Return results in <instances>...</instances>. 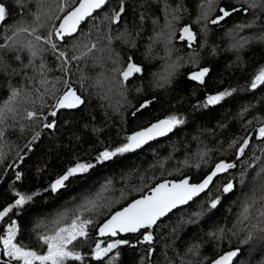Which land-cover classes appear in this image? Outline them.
Here are the masks:
<instances>
[{
    "label": "trees",
    "instance_id": "16d2710c",
    "mask_svg": "<svg viewBox=\"0 0 264 264\" xmlns=\"http://www.w3.org/2000/svg\"><path fill=\"white\" fill-rule=\"evenodd\" d=\"M77 1L0 0L6 7L0 22V108L5 103L11 108L0 123V211L15 203L17 192L36 194L0 220V236L6 237L15 223L14 242L42 254L46 246L39 236L82 213L93 223L87 240L78 239L72 247L84 259L68 264H109L117 251L113 264H205L230 248L240 251L233 264H264V137L258 131L264 126V85L251 88L264 68V0H214L211 6L208 0H123L118 21L112 17L121 0H109L60 39L58 22ZM220 8L231 15L211 23L222 15ZM184 24L195 32L191 46L178 40ZM49 33L55 49L46 42ZM130 57L142 71L124 81L121 72ZM201 68L209 69L204 83L190 79ZM69 87L84 103L55 109ZM13 89L20 94L10 100ZM223 91L231 95L206 105L209 95ZM30 111L37 115L28 118ZM169 116L183 123L167 136L96 162L101 151L115 149L136 129ZM51 121L56 127L45 128ZM244 140L248 144L240 153ZM218 160H235L234 167L150 229L98 236L97 227L109 214L157 181L199 180ZM78 161L95 167L70 177L53 193L50 184ZM228 183L233 188L224 192ZM214 199L219 203L213 209ZM89 200L98 207L83 211ZM61 216L66 219L55 224ZM146 232L152 233L151 243L143 241ZM115 240L135 247L123 245L100 261L93 258L96 243L106 247ZM9 259L0 243V264Z\"/></svg>",
    "mask_w": 264,
    "mask_h": 264
},
{
    "label": "snow or ice",
    "instance_id": "6c2138e0",
    "mask_svg": "<svg viewBox=\"0 0 264 264\" xmlns=\"http://www.w3.org/2000/svg\"><path fill=\"white\" fill-rule=\"evenodd\" d=\"M107 0H79V4L72 11L68 12L67 15L63 17L62 23L59 28L55 29V35L63 39L65 35H71L77 30L78 25L86 17L91 16L94 11L102 8L106 4ZM214 2V0H208L209 5ZM251 7L255 8L257 5L253 3ZM63 11V7L60 9ZM179 7L176 11H179ZM232 11H239V9H232ZM247 11V9H245ZM124 12L123 0H121V6L119 11L114 13L112 19L118 21L121 14ZM220 15L217 19L212 20L211 23L216 24L219 20H223L225 17L231 15V12L220 8ZM6 18V7L4 4L0 3V22ZM203 18H207V13L203 14ZM26 30V29H25ZM34 31V30H33ZM52 33H49L47 43L51 44L52 48L55 49L56 45L51 40ZM37 40L41 37L37 36ZM181 40H187L189 46L191 42L196 39L195 34L190 27L185 26L181 30ZM95 48V45H92ZM91 51V49H89ZM36 52H33V56ZM60 57H64L65 53L60 52ZM76 58V57H74ZM19 59V57H17ZM129 63L127 68L121 72L124 81H127L131 75L134 73H139L142 69L135 63L131 62V57L129 58ZM209 73L208 68H201L190 74V79L194 81H199L204 83V77ZM167 82V81H166ZM43 83V82H42ZM260 85H264V68H261L258 74L255 75L251 82V88L255 89ZM162 86V85H161ZM67 87V84H66ZM19 90L13 89L11 92L10 100L15 99L19 96ZM231 95L228 91L220 92L216 95H209L206 99V105H214L222 101L226 96ZM84 100L79 96L75 90L70 87L65 91L60 97L56 99L55 109H75L82 105ZM150 103V102H147ZM147 103L141 105V107H146ZM5 110L11 111L8 103H5L3 108H0V123H3ZM37 114L35 112H28V118H34ZM50 116L55 117L57 111H52ZM183 120L177 118L176 116H169L167 119L160 120L157 123L152 124L139 132H136L127 137V142L116 147L113 150L105 149L101 151L95 160L97 163H103L109 161L116 157L117 155H122L134 151L140 148L142 145L147 143L149 140L154 139L157 136L165 135L166 133L172 131L174 127L182 124ZM45 128L53 129L56 127L55 121L48 122L44 124ZM260 137H264V127L259 128ZM3 136V131L0 130V137ZM39 138V133L36 134L34 139ZM248 141H244V146L240 147L239 152L243 153L244 148L247 146ZM95 167L92 163L87 162H76L74 166L69 167L62 175L55 179L54 182L50 184V190L55 193L66 186V181L70 177H74L78 174L86 173L89 169ZM234 167L232 164H225L223 162L216 165L215 170L208 175L199 184H190L188 179H184L179 183L164 182L160 183L151 189L150 195L142 196L140 199H136L131 202L128 206L124 207L122 210L115 212L110 219L106 220L102 226L99 228V234L101 236L111 235L115 237L118 233H136L141 229H150L157 221L165 216L167 213L171 212L177 205L187 204L194 196L203 192L208 185L212 182L213 177L217 173L226 171L228 168ZM16 179H21L20 173L16 174ZM233 188L232 183H228L224 188V192H229ZM47 191V189H46ZM18 199L15 203L9 207L4 208L0 211V220H2L13 208H18L25 205L27 202L33 199V195H22L19 192L16 193ZM219 203L218 199H214L210 203V208H216ZM98 205L95 200H89L83 206V211H92L97 208ZM245 212L248 211L246 206ZM264 215V212L261 213ZM66 219V216H61L57 218L54 223L62 224V221ZM93 221L91 219L83 218L82 213L76 214L72 217L71 222L67 224H62V226L55 228V231L49 235H40L39 239L46 246V251L44 253H38L35 250L27 249L21 246L19 243L14 242L16 238V227L13 223L7 230V236H0V243L3 244V255L9 257L8 264L11 261H16L17 264H68L69 261H82L84 257L80 252L75 251L72 247L74 242L78 239L87 240L89 236L88 226L91 225ZM261 231H264L262 229ZM251 239V237H249ZM153 236L151 232H146L143 234V241L151 243ZM128 245L129 247H135L128 240H115L112 243H108L106 247H101L100 243L95 244V248L92 252V256L95 260L100 261L104 257L112 253L114 249H118L120 246ZM239 253V249L230 251L218 259L212 261V264H232L233 258ZM120 253L117 251L115 255L112 256L109 264L119 257Z\"/></svg>",
    "mask_w": 264,
    "mask_h": 264
},
{
    "label": "water",
    "instance_id": "95a60500",
    "mask_svg": "<svg viewBox=\"0 0 264 264\" xmlns=\"http://www.w3.org/2000/svg\"><path fill=\"white\" fill-rule=\"evenodd\" d=\"M107 1H109V0H107ZM78 4H79V0L77 1V3L72 7V8H70L61 18H60V20H59V22H58V25H57V28H59V25L62 23V20H63V17L65 16V15H67V13L68 12H70V11H72L75 7H77L78 6ZM105 6V5H104ZM104 6H102V8L104 7ZM239 8V6L238 7H236V9H238ZM101 9V8H100ZM98 10V9H97ZM87 19V17L83 20V21H85ZM83 21H81V22H83ZM263 23H264V15H263ZM80 25V24H79ZM79 25H78V27H77V30H78V28H79ZM185 26H187V27H190L191 28V26L190 25H188V24H184V25H182L181 26V28L179 29V37H178V40L180 39V36H181V30L185 27ZM76 30V31H77ZM191 30L193 31V33L195 34V32H194V30L191 28ZM75 31V32H76ZM141 105H143V104H141ZM141 105L139 106V108L141 107ZM164 119H167V118H158V119H155V120H153V121H151V122H149L148 124H146V125H144V126H142V127H140V128H138V129H136L135 131H134V133H136V132H139V131H141V130H143V129H145V128H147V127H150L152 124H154V123H157L158 121H160V120H164ZM264 127V126H263ZM173 130V129H172ZM171 132V131H170ZM170 132H168V133H166L165 135H162V136H157V137H155L154 139H152V140H149L147 143H145L144 145H146V144H148V143H150V142H152V141H154V140H156V139H159V138H162V137H165V136H167ZM133 133V134H134ZM245 141V140H244ZM244 141H243V144H242V146H244ZM144 145H142V146H144ZM141 146V147H142ZM221 162H223V163H225V164H232V165H234V163H235V160H230V161H225V160H218V161H216L215 163H214V165L212 166V168L203 176V177H201L199 180H196V181H192L191 179H190V177L189 176H183V177H181V178H177V179H170V178H164V179H161V180H159V181H157L151 188H150V190L149 191H147L146 193H144V194H142V195H139V196H136L135 198H133V199H131L130 201H128L126 204H124L123 206H121L120 208H118V209H116V210H114L111 214H109L99 225H98V227H97V234H98V236L99 237H108V236H110V237H113V236H111V235H104V236H101L100 234H99V228L102 226V224L106 221V220H108V219H110L111 218V216L115 213V212H117V211H120V210H122L124 207H126V206H128L131 202H133L134 200H136V199H140L142 196H145V195H150L151 194V189L152 188H154L155 186H157L158 184H160V183H164V182H169V184H171V183H179L180 181H182V180H184V179H188L189 180V183L190 184H199V183H201L208 175H210L214 170H215V167H216V165L217 164H219V163H221ZM229 169V168H228ZM225 171H223V172H220V173H217V175L215 176V177H217L218 175H220V174H223ZM215 177H213V180L215 179ZM213 180H212V182H213ZM212 182L208 185V187L203 191V192H205L210 186H211V184H212ZM203 192H200L198 195H196V196H194L190 201H188V203L189 202H191L193 199H195L197 196H199L200 194H202ZM187 203V204H188ZM183 205H186V204H182V205H177V207H179V206H183ZM176 207V208H177ZM175 209V208H174ZM173 209V210H174ZM168 214V213H167ZM166 214V215H167ZM165 215V216H166ZM164 217V216H163ZM162 218V217H161ZM160 218V219H161ZM137 233V232H136ZM120 234H126V233H120ZM117 236V235H116ZM115 236V237H116ZM233 250H236V248H230V249H227V250H224L223 252H221L220 254H218L216 257H214L212 260H210L209 262H207V263H205V264H212V261H214L215 259H218L220 256H222V255H224V254H226V253H228V252H230V251H233ZM239 255H240V251H239V253H238V255L236 256V257H234L233 258V261H232V264L237 260V258L239 257Z\"/></svg>",
    "mask_w": 264,
    "mask_h": 264
},
{
    "label": "flooded vegetation",
    "instance_id": "af4514ba",
    "mask_svg": "<svg viewBox=\"0 0 264 264\" xmlns=\"http://www.w3.org/2000/svg\"><path fill=\"white\" fill-rule=\"evenodd\" d=\"M178 35H180L179 33H178ZM179 40H181V39H179ZM185 43H186V45H188L189 46V42L187 41V40H183ZM192 43V42H191Z\"/></svg>",
    "mask_w": 264,
    "mask_h": 264
},
{
    "label": "rangeland",
    "instance_id": "374dc122",
    "mask_svg": "<svg viewBox=\"0 0 264 264\" xmlns=\"http://www.w3.org/2000/svg\"><path fill=\"white\" fill-rule=\"evenodd\" d=\"M192 73H193V72H192ZM217 94H218V93H217ZM214 95H216V94H214ZM108 243H110V242H108ZM108 243H107V244H108ZM248 253H251V251L248 250ZM242 264H244V263H242ZM248 264H250V262H249Z\"/></svg>",
    "mask_w": 264,
    "mask_h": 264
}]
</instances>
